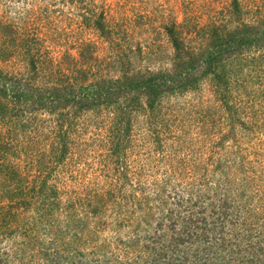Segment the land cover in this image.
Segmentation results:
<instances>
[{"label":"trees","instance_id":"trees-1","mask_svg":"<svg viewBox=\"0 0 264 264\" xmlns=\"http://www.w3.org/2000/svg\"><path fill=\"white\" fill-rule=\"evenodd\" d=\"M68 1L87 18L95 15L100 31L98 39L58 50L60 56L46 44L54 38L47 41L29 17L24 23L0 15V264H91L104 259L81 247L91 241L88 220L97 219L103 210L99 201L106 198L102 193H72L68 187L73 136L92 122L97 130L105 128L100 138L107 155H119L132 140L133 116L145 112L161 120L168 117L163 101L207 85L220 96L232 122L241 125V137L259 136L264 125L258 110L252 122L250 114L246 119L241 115L243 106H255V99L243 103L239 94H232L235 86L251 92L252 84L264 81V0L253 6L233 0L232 8L207 4L206 11L218 14L208 21L194 13L182 22L164 19L163 33L173 50L168 65L160 68L131 59L128 31L125 26L112 30L100 12L103 7L93 0ZM24 117L37 125L25 123ZM254 199L242 208L246 217L225 198L207 215V207L195 209L197 201L181 199L182 211L169 216L171 234L151 246L157 251L155 262L264 264L263 192ZM217 233L221 238L211 244ZM191 243L203 245L193 252L195 259L182 249ZM121 244L116 243V251L129 246ZM122 258L118 254L117 262H131ZM134 258L141 260L142 255Z\"/></svg>","mask_w":264,"mask_h":264},{"label":"rangeland","instance_id":"rangeland-1","mask_svg":"<svg viewBox=\"0 0 264 264\" xmlns=\"http://www.w3.org/2000/svg\"><path fill=\"white\" fill-rule=\"evenodd\" d=\"M232 1L93 0L104 8L105 11L100 12L112 30L125 26L131 59L152 68L168 65L172 55V44L163 33L164 19L182 22L188 19L189 13H194L208 21L212 13L215 17L218 14L206 11L207 4L219 8L229 4L232 8ZM240 1L242 5L253 6L262 0ZM0 10L1 16L24 23L29 17L35 27L42 29L47 41L49 37L54 38L46 44L56 56L61 55L58 50L67 49L70 44L98 39L100 30L94 24L96 16L87 18L68 0H0ZM228 16L234 14L228 13ZM261 62L264 70V60ZM19 64V61L14 63L16 67ZM262 76L264 78V73ZM261 83L252 84L251 92L246 87L232 89V94H239L243 103L255 99L253 108L246 105L241 110L245 119L250 114L251 122L255 121L257 110L258 120L264 121V81ZM163 106L168 117L161 120L145 112L132 117V140L119 155H107V145L100 138L105 128L97 130L95 121L85 132L73 136L75 143L68 157L70 191L102 193L106 198L99 201L103 203V210L97 219L88 220L91 225L87 224L86 230L93 232L88 236L91 241L81 247L91 256L97 251L96 254L104 257L94 259L91 264H131L138 254L142 258L134 260L135 264H158L154 260L157 251L151 246L158 237L171 234L169 216L174 218L178 210L182 211L178 205L181 199L189 200L187 204L197 201L195 209L207 207L204 214L207 215L213 206L219 208L225 198L233 208L240 206L236 210L246 217L248 214L245 216L242 208L254 203V196L257 198L262 192L264 195V125L257 131L259 136L241 137V125L237 120L232 122L231 113L220 96L207 85L180 99L169 97L163 101ZM173 108L175 112L171 111ZM24 120L34 125L38 122L25 117ZM220 238L217 233L211 244ZM260 239L264 242V237ZM118 241L129 246L116 251L114 246ZM201 247L203 245L198 243L182 245L192 259H195L193 252ZM127 249H130L128 257L125 256ZM118 254L123 261L131 259V262L118 263ZM202 264H205L203 260Z\"/></svg>","mask_w":264,"mask_h":264}]
</instances>
